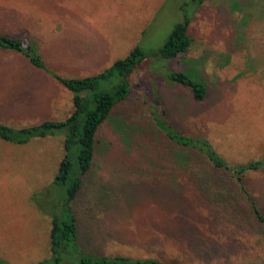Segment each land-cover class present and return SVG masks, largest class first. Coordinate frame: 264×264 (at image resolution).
I'll return each mask as SVG.
<instances>
[{
  "label": "rangeland",
  "instance_id": "obj_1",
  "mask_svg": "<svg viewBox=\"0 0 264 264\" xmlns=\"http://www.w3.org/2000/svg\"><path fill=\"white\" fill-rule=\"evenodd\" d=\"M59 2L0 0V29L27 31L44 50L45 18ZM68 7L70 29L79 13L84 14L82 32L90 29L84 16L95 18L104 29L99 39L109 42L111 58L97 48L89 59L104 60L106 66L96 74L138 45L147 54L159 50L185 17L190 18L193 41L178 58L143 62L133 76L131 93L100 127L92 172L109 182L115 202L110 210L79 208L83 226L90 230L85 239L105 255L171 264H264V235L256 231L248 203L231 177L201 166L209 171L207 177L215 173L225 178L228 192L235 194L229 197L250 215L246 223L224 219L232 207L222 200L211 203L199 186L196 167L174 166L172 143L154 127L149 111L155 98L161 99L177 130L207 137L229 163L263 159L264 0H71ZM140 14L153 16L128 49L124 37L136 31L134 20ZM56 61V66L48 64L52 71L80 77L71 76L69 68L76 71L81 63L60 57ZM172 70L203 81L206 97L196 100L187 87L174 83ZM73 108V94L53 76L30 67L21 54L0 49V122L26 127L63 120ZM65 152L63 134L34 137L24 144L0 139V259L5 260L0 264H37L49 257L48 213L58 197L49 189ZM246 181L264 208V171L248 173Z\"/></svg>",
  "mask_w": 264,
  "mask_h": 264
},
{
  "label": "trees",
  "instance_id": "obj_2",
  "mask_svg": "<svg viewBox=\"0 0 264 264\" xmlns=\"http://www.w3.org/2000/svg\"><path fill=\"white\" fill-rule=\"evenodd\" d=\"M202 1L204 0H200V3ZM189 24L188 17L176 23L169 38L159 50L147 54L138 45L126 57L116 60L103 72L85 77H65L52 71L39 45L29 32L14 34L0 29V49L21 54L30 67L49 73L73 94L74 108L66 119H49L26 127H15L0 122V139L12 143L24 144L34 137L64 135L66 152L49 189L51 192L55 190L58 196L48 213L52 229L50 230L51 253L37 264H64L66 261L73 264H171L158 258L103 254L100 249L93 247L89 239H85L86 235L89 236L90 230H86L83 226L81 209L84 211L103 206L112 209L115 201L111 196L109 182L97 179L92 172L98 131L106 120L112 118L119 103L126 100L131 93L133 76L139 71L143 62L148 59L154 61L175 59L189 50L193 42L188 33ZM169 76L174 83L187 87L196 100H203L206 97L207 86L203 81L194 79L185 71L172 70ZM155 100L156 102L149 107L151 119L154 127L165 133L172 143L174 166L187 169L196 167L199 186L211 203L222 200V205L232 207L230 214H225L224 219L231 224L246 223L250 215L247 210L243 211L241 206L235 205L236 202L229 197L235 194L228 192V188L224 185L225 178L217 177L215 173L207 177L209 171L201 166L210 165L214 172L222 171L231 177L248 203L251 218L257 225L256 231L264 235V208L250 192L246 181L248 173L264 171V157L246 163H229L207 137L187 135L177 130L169 122L162 100L159 98ZM115 194L118 196L117 191ZM116 200L118 201L117 198ZM117 201L116 206H118ZM0 262L4 263L5 260L0 259Z\"/></svg>",
  "mask_w": 264,
  "mask_h": 264
},
{
  "label": "crops",
  "instance_id": "obj_3",
  "mask_svg": "<svg viewBox=\"0 0 264 264\" xmlns=\"http://www.w3.org/2000/svg\"><path fill=\"white\" fill-rule=\"evenodd\" d=\"M70 2L71 0H61L59 4L54 5L53 9L50 12V16L48 12V16H46L45 18L44 25L45 46L44 50L42 49L43 51L41 50V52L45 57L44 59H46L47 64H49L50 62L56 66L58 64V62L56 61L58 57H60L61 59L75 60L81 63L79 69H77L76 71L67 67L69 68V74L71 76L80 75V77H85L96 75L98 71H101V68L106 66L103 65L104 60H100V62H92L89 58H92L97 52V48L101 47L104 49L103 53L105 54L106 58L110 59V44L107 40L103 42L99 39L101 38L100 34H104V29L101 28L100 25H98V21L95 18L84 16L88 25H90V29L86 30L85 32H82L81 30V19L84 15L82 13H79V15H74V20L72 21V29H70V27H67L70 22L68 23L66 19L71 17V13L68 7V4H70ZM152 16L153 15L151 14L148 16L145 15L143 17L140 14L137 17V21L134 20L135 25L137 26L136 31L132 36L130 33L125 35L124 38L128 40L122 39L125 43H128V49H131L132 46L138 41L142 27H144L145 24L149 22V20H151ZM117 24L120 26L122 25V23L118 20ZM126 25L123 24L122 26ZM83 34L84 38L82 39ZM126 56L127 55H125L124 57ZM79 57H84L87 60H77V58ZM111 62L112 61H110L107 65H109Z\"/></svg>",
  "mask_w": 264,
  "mask_h": 264
}]
</instances>
